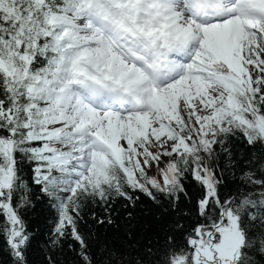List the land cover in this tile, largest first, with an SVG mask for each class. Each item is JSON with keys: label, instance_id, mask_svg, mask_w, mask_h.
<instances>
[{"label": "snow or ice", "instance_id": "6c2138e0", "mask_svg": "<svg viewBox=\"0 0 264 264\" xmlns=\"http://www.w3.org/2000/svg\"><path fill=\"white\" fill-rule=\"evenodd\" d=\"M0 257L264 264V0H0Z\"/></svg>", "mask_w": 264, "mask_h": 264}, {"label": "trees", "instance_id": "16d2710c", "mask_svg": "<svg viewBox=\"0 0 264 264\" xmlns=\"http://www.w3.org/2000/svg\"><path fill=\"white\" fill-rule=\"evenodd\" d=\"M48 216L49 213L38 207L37 210L32 214V222L37 228L44 230L49 226Z\"/></svg>", "mask_w": 264, "mask_h": 264}]
</instances>
